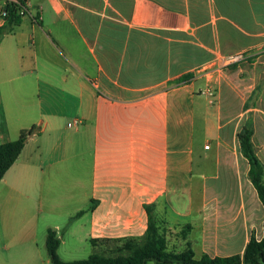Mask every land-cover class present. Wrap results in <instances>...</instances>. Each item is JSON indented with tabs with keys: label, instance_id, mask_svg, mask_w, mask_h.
<instances>
[{
	"label": "crops",
	"instance_id": "crops-1",
	"mask_svg": "<svg viewBox=\"0 0 264 264\" xmlns=\"http://www.w3.org/2000/svg\"><path fill=\"white\" fill-rule=\"evenodd\" d=\"M29 11L38 20L0 40V144L37 130L0 181V264H50L48 229L63 262L128 256L146 241L145 205L169 251L241 257L264 222L237 138L250 125L264 166V0H30ZM245 50L256 57L217 76L211 102L197 72Z\"/></svg>",
	"mask_w": 264,
	"mask_h": 264
},
{
	"label": "trees",
	"instance_id": "trees-1",
	"mask_svg": "<svg viewBox=\"0 0 264 264\" xmlns=\"http://www.w3.org/2000/svg\"><path fill=\"white\" fill-rule=\"evenodd\" d=\"M172 5L173 3L169 2V6L165 7L173 8ZM6 13L4 24L0 27V40L5 33L11 32L21 19L11 5H6ZM191 76V74H187L181 80L187 81ZM36 132L37 130L33 126L28 130H22L16 140L0 144V181L16 161L26 141ZM251 136L252 129L250 125H247L238 133L237 138L240 152L249 165L248 179L254 187L264 210V166L256 155ZM88 210H92V205L88 207ZM144 210L147 214L146 241L130 255L116 258L91 255L85 260L63 262L57 257V249L60 244L59 237L53 230L48 229L46 231L45 248L50 264H147L149 262L154 264H264V222L261 238L257 240L251 235L241 257L210 258L203 255L201 258L195 259L189 244L181 252L169 251L165 235L152 214V207L145 205ZM182 237L184 238V235Z\"/></svg>",
	"mask_w": 264,
	"mask_h": 264
},
{
	"label": "built area",
	"instance_id": "built-area-1",
	"mask_svg": "<svg viewBox=\"0 0 264 264\" xmlns=\"http://www.w3.org/2000/svg\"><path fill=\"white\" fill-rule=\"evenodd\" d=\"M6 5H11L15 8L17 15L22 17H31L34 22L38 19L30 14V0H4V6H0V19L4 20L6 17ZM257 55L255 50H245L230 55L215 56L207 65L197 72L198 77L208 79L207 88L202 92L211 102L216 96V80L215 78L222 75L225 71L233 66L239 65L244 62H249ZM80 125L79 120H74L67 124L68 128H76ZM207 148V146L205 147Z\"/></svg>",
	"mask_w": 264,
	"mask_h": 264
},
{
	"label": "rangeland",
	"instance_id": "rangeland-1",
	"mask_svg": "<svg viewBox=\"0 0 264 264\" xmlns=\"http://www.w3.org/2000/svg\"><path fill=\"white\" fill-rule=\"evenodd\" d=\"M27 18V17H26ZM250 62V61H249ZM260 84L263 82V81H258ZM259 84V85H260ZM257 90H259V86H257ZM64 256V255H63ZM87 257H84L83 260H85ZM43 259L42 261H45L47 259V254H46V250L45 248L42 249V258ZM64 262H68V261H64ZM38 263L42 264L41 260L38 261ZM10 264H13V263H10Z\"/></svg>",
	"mask_w": 264,
	"mask_h": 264
},
{
	"label": "water",
	"instance_id": "water-1",
	"mask_svg": "<svg viewBox=\"0 0 264 264\" xmlns=\"http://www.w3.org/2000/svg\"><path fill=\"white\" fill-rule=\"evenodd\" d=\"M4 9H6V7H4Z\"/></svg>",
	"mask_w": 264,
	"mask_h": 264
}]
</instances>
